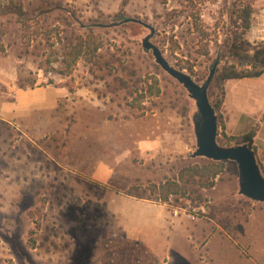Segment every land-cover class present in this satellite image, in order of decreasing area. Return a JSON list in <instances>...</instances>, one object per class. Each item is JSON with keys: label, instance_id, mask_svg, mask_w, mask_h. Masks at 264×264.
<instances>
[{"label": "rangeland", "instance_id": "obj_1", "mask_svg": "<svg viewBox=\"0 0 264 264\" xmlns=\"http://www.w3.org/2000/svg\"><path fill=\"white\" fill-rule=\"evenodd\" d=\"M248 5L258 24L264 0H0V102L65 92L51 110L0 119V264H264V203L239 194L234 162L209 170L192 158L195 102L142 48L150 29L131 21L202 84L215 63L214 77L236 65L228 50ZM236 84L213 78L208 89L223 147L260 126L226 110ZM194 166L205 187L179 183ZM165 178L191 199L163 202ZM154 185L151 200L128 195Z\"/></svg>", "mask_w": 264, "mask_h": 264}, {"label": "water", "instance_id": "obj_2", "mask_svg": "<svg viewBox=\"0 0 264 264\" xmlns=\"http://www.w3.org/2000/svg\"><path fill=\"white\" fill-rule=\"evenodd\" d=\"M131 21L150 29V34L142 40V48L151 52L155 63L181 84L195 102L199 118L194 122L196 149L191 154L192 158H205L214 162H234L238 171L239 194L253 202L264 203V177L254 150L246 144L223 147L217 143V117L208 98V89L218 63L212 66L206 80L198 84L189 74L172 67L165 60L159 48L150 41L153 30L148 25L138 20Z\"/></svg>", "mask_w": 264, "mask_h": 264}, {"label": "trees", "instance_id": "obj_3", "mask_svg": "<svg viewBox=\"0 0 264 264\" xmlns=\"http://www.w3.org/2000/svg\"><path fill=\"white\" fill-rule=\"evenodd\" d=\"M252 8L250 5L246 6L243 9L242 13L238 16L241 22L240 31L235 32L229 46V56L235 60L237 63L236 65H230L228 67L223 68L216 77H213L216 81L220 83H224L226 81L232 80H242V79H250V78H259L264 73V42H255L251 43L248 40V34L250 32L252 26ZM237 66L239 68H237ZM24 86L19 85V88H23ZM219 108L218 105L213 106V109L217 111ZM198 114L194 115V121H198ZM257 127L250 130L246 134L241 137V143L246 144L250 148L256 152V148L254 145V138L256 136ZM216 163L209 161V165L205 166L206 169L211 170L214 168ZM200 170H204L202 167L194 166L191 167V170H181L178 174V181L179 183H195L194 177H199L198 180V187H205L207 179L204 178V175ZM190 172V174H188ZM218 175V172L215 170L212 171L211 177L214 179ZM181 184L179 185L175 179L167 180L164 179V183L160 184L159 188L163 191V198L161 199L163 202L168 200L170 195H177L179 194L181 197H185L186 199L190 200V193L186 190L185 186ZM205 185V186H204ZM209 187H213V182H209ZM146 191H150L152 193H156L157 188L156 186H151L148 190H139L135 192H129L128 195L135 197L137 199H145L146 198ZM188 195V196H186ZM151 200L149 197L146 198ZM199 199V197H198Z\"/></svg>", "mask_w": 264, "mask_h": 264}, {"label": "crops", "instance_id": "obj_4", "mask_svg": "<svg viewBox=\"0 0 264 264\" xmlns=\"http://www.w3.org/2000/svg\"><path fill=\"white\" fill-rule=\"evenodd\" d=\"M248 38L253 42H264V18L258 24L252 25ZM235 82V89L227 95L226 110L239 117L260 116V126L254 139L256 148L257 140L264 142V73L259 78ZM61 97H65V92L59 88L17 90L14 92L13 102H0V119L9 122L21 121L36 111L53 109Z\"/></svg>", "mask_w": 264, "mask_h": 264}, {"label": "built area", "instance_id": "obj_5", "mask_svg": "<svg viewBox=\"0 0 264 264\" xmlns=\"http://www.w3.org/2000/svg\"><path fill=\"white\" fill-rule=\"evenodd\" d=\"M174 214L177 215L178 214V211H174ZM187 218L189 219H194V215L193 214H190V213H187Z\"/></svg>", "mask_w": 264, "mask_h": 264}]
</instances>
